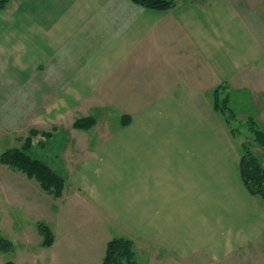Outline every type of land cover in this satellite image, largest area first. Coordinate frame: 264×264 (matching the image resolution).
I'll list each match as a JSON object with an SVG mask.
<instances>
[{
  "label": "crops",
  "instance_id": "1",
  "mask_svg": "<svg viewBox=\"0 0 264 264\" xmlns=\"http://www.w3.org/2000/svg\"><path fill=\"white\" fill-rule=\"evenodd\" d=\"M176 1L0 9V112L18 128L64 125L54 149L73 153L75 182L50 205L55 241L46 253L29 246L39 253L31 264H102L120 236L144 264H228L264 251V198L246 187L239 140L211 97L229 86L252 108L250 91L264 93V45L233 0ZM91 114L97 125H73Z\"/></svg>",
  "mask_w": 264,
  "mask_h": 264
},
{
  "label": "rangeland",
  "instance_id": "2",
  "mask_svg": "<svg viewBox=\"0 0 264 264\" xmlns=\"http://www.w3.org/2000/svg\"><path fill=\"white\" fill-rule=\"evenodd\" d=\"M197 1L205 2L206 0ZM233 1L239 8L245 21L248 22L255 33L258 34L259 39L264 45V0ZM226 93L229 94L228 96L230 97L229 106H231L232 111L235 113L233 117L229 109H219L218 113L224 119L225 122H223L226 129L232 132L234 128H237L238 130L235 131L234 129L232 133L233 136H236L239 140V148L242 155L244 151L247 152L248 150L249 153L257 158L258 163L264 166V144L256 140V131L258 129L264 131V93H262L259 88H253L250 91L253 97L251 99L252 108L254 107L253 109L239 102L245 100L250 101L248 95L243 92L231 94L228 86V90H226V88L221 90L219 94L220 98L222 96L225 97L227 95ZM211 97L212 99L214 98L213 101H215V95ZM111 108L112 107H108L109 110ZM109 110H106V112L103 111L100 116L103 117L105 114H109V112L113 115L115 114V111ZM92 116H95V123L92 125L95 126L98 123L95 114L83 117L91 118ZM14 120L15 119L8 117L7 114L4 113V109H2L0 112V156L7 148L21 147L27 137H31L33 138V154H35L36 157L38 156L49 161L57 173H62L66 178L65 184L75 182L73 172L70 171V168L72 169V162L70 160L73 154L72 150L68 149L67 145H65L62 148L67 150V154L61 156V154L54 149L55 146L64 144V139L59 138V135H62L65 130L64 125L58 124L56 125V129L55 125H51L48 130L41 129L42 127L39 125L18 128L17 125L12 124ZM108 120L116 124L115 122H119L121 118L117 119L113 116V118L110 117ZM71 127L74 128L73 126ZM35 131H38V133ZM45 132L50 134L43 135ZM72 157L74 160L80 159L81 154ZM65 158L68 160V163ZM66 188L65 186L59 196L54 193H49L44 189V186L41 185L39 180L30 178L26 173L0 160V239L3 237V241L8 243L7 245L1 246L0 264H31L33 261L31 256L33 254H39L32 251V248L29 247L32 245V247L35 248H43L45 249V253L47 252L48 247H45L41 243L43 236L39 232L37 223L43 221L55 227L57 224L61 223L59 217L51 213L50 205H52V212L58 209L62 200L67 197L66 193L69 190ZM261 250L263 249L259 251ZM28 253L30 256L27 255ZM243 258L241 256L236 258L232 257L229 259L228 264H264V251L258 252L255 250L252 255H248V258ZM185 264L215 263L206 259V257H199L193 258L190 262L186 261ZM216 264L227 263L218 262Z\"/></svg>",
  "mask_w": 264,
  "mask_h": 264
},
{
  "label": "trees",
  "instance_id": "3",
  "mask_svg": "<svg viewBox=\"0 0 264 264\" xmlns=\"http://www.w3.org/2000/svg\"><path fill=\"white\" fill-rule=\"evenodd\" d=\"M11 0H0V8H4ZM135 3L140 4L144 7H150L153 9L168 10L175 7L178 2L176 0H132ZM228 90V86L221 85L216 89L214 107L219 109L227 110L234 117L235 113L229 106L230 97L227 94L225 97L219 96L221 90ZM95 123V116L83 117L74 123L77 128H90ZM235 131L238 130L234 128ZM233 129V130H234ZM232 130V132H233ZM38 133V131H35ZM50 133L45 132L43 135H49ZM233 134V133H232ZM256 140L264 144V131L258 129L256 131ZM33 138L27 137L21 147H10L4 150L0 156L1 162H6L10 166L21 170L26 173L30 178H36L39 180L44 189L49 193H54L59 196L62 190L66 186L65 176L62 173H57L49 161L36 157L32 150ZM241 175L243 177L246 187L250 190L253 195L264 198V166L258 163V160L249 151H244L241 157ZM39 232L43 236L42 245L50 247L53 245L56 235L50 224L43 221L37 223ZM5 239V238H4ZM5 241L0 239V250L2 245H7ZM102 264H144L139 260V252L135 241L124 238L114 237L109 240L103 258Z\"/></svg>",
  "mask_w": 264,
  "mask_h": 264
}]
</instances>
